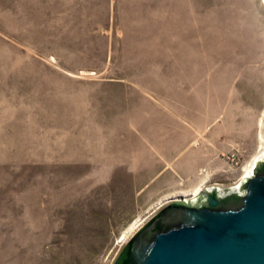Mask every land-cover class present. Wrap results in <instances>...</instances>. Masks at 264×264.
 I'll return each instance as SVG.
<instances>
[{
  "label": "rangeland",
  "instance_id": "1",
  "mask_svg": "<svg viewBox=\"0 0 264 264\" xmlns=\"http://www.w3.org/2000/svg\"><path fill=\"white\" fill-rule=\"evenodd\" d=\"M263 120L262 0H0V264H113Z\"/></svg>",
  "mask_w": 264,
  "mask_h": 264
},
{
  "label": "water",
  "instance_id": "2",
  "mask_svg": "<svg viewBox=\"0 0 264 264\" xmlns=\"http://www.w3.org/2000/svg\"><path fill=\"white\" fill-rule=\"evenodd\" d=\"M113 264H264V153L235 185L160 202Z\"/></svg>",
  "mask_w": 264,
  "mask_h": 264
},
{
  "label": "bare ground",
  "instance_id": "3",
  "mask_svg": "<svg viewBox=\"0 0 264 264\" xmlns=\"http://www.w3.org/2000/svg\"><path fill=\"white\" fill-rule=\"evenodd\" d=\"M262 3H263V5H264V0H262ZM261 124V123H260ZM263 124H264V120H263ZM264 153V144L262 143L261 144V147H260V151L258 152V154L255 156V158L251 161V163H249L247 166H246V168H247V170L249 171L250 169H251V167L253 166V164H254V162L262 155ZM207 185V180H204L201 184H200V186L197 188V189H195L193 192H191V193H189V194H181V195H183V196H185L186 198H189V197H193V196H195L199 191H200V189H202L203 187H205ZM221 187H226V186H223V185H220ZM158 204H160V202L158 203ZM157 204V205H158ZM156 205V206H157ZM142 221H143V219H138V220H136L133 224H132V226L129 228V230L127 231V233H126V238L142 223Z\"/></svg>",
  "mask_w": 264,
  "mask_h": 264
}]
</instances>
